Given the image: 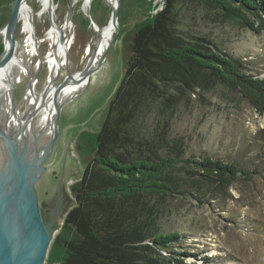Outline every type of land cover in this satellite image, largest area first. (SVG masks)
<instances>
[{
	"label": "trees",
	"instance_id": "obj_1",
	"mask_svg": "<svg viewBox=\"0 0 264 264\" xmlns=\"http://www.w3.org/2000/svg\"><path fill=\"white\" fill-rule=\"evenodd\" d=\"M231 21L260 35L264 0H166L136 26L97 146L72 186L77 206L55 241L65 250L60 264H187L173 253L182 233L163 223L182 201L210 203L202 198L215 184L261 171L192 154L191 137L178 133L180 115L233 92L264 115V76L244 70L207 30Z\"/></svg>",
	"mask_w": 264,
	"mask_h": 264
},
{
	"label": "rangeland",
	"instance_id": "obj_2",
	"mask_svg": "<svg viewBox=\"0 0 264 264\" xmlns=\"http://www.w3.org/2000/svg\"><path fill=\"white\" fill-rule=\"evenodd\" d=\"M13 1L0 0V10L3 13L2 18L0 17V29L8 22ZM85 1L53 0L56 22L61 26L67 24L63 37L68 46L64 63L54 80L55 84L67 75V70L77 73L83 69L95 51L98 26L105 25L112 18V5L107 0H90L86 8ZM165 1L120 0L117 22L119 30L117 27L99 56V61L92 66L93 75L88 85L62 109L61 131L50 158L52 165L49 170L54 168L57 160L68 163L66 169L64 168L67 176L76 174L77 177V170L85 169L92 148L97 146L98 134L106 118L108 104L114 99L112 97L123 80L130 38L139 23L152 22L153 15L164 7ZM28 2L36 12L32 29L37 40L29 53H22L27 33L23 28V20L20 19L14 56L22 55L25 63L23 66L13 65L10 70L13 83L20 77L16 93L19 98L27 87L29 77L26 73L29 63L31 75L36 72L39 62L42 63L39 90L46 84L49 73L50 81L58 71L52 73L47 61L52 49V41L46 37L51 28L48 12L40 16L37 14L41 8L40 0ZM69 11L71 12L68 22ZM197 18L199 22H203L201 16ZM207 30L212 31L211 35L217 36L216 41L221 44L222 49L238 59L244 70L264 76V32L257 35L242 28L236 21H231L227 26L213 25L212 29ZM0 37L2 50L3 34H0ZM113 38L115 42L107 54L106 61L101 65L99 63H102L103 54ZM27 55H32L30 61ZM66 55L68 66L65 65ZM16 69L24 73L19 76V70L15 71ZM38 93L42 95L41 92ZM67 96L71 95L64 97ZM211 99L214 104L206 106V112L197 109V106L192 115L186 113L179 116L178 133L191 137L188 142L189 152L199 157H220L239 163L250 171H261L249 182L239 179L224 185L215 184L210 188L211 194L202 198L210 203L201 205L197 201H182L181 207L163 223V230H178L182 233L183 237L173 248V253H178L177 257L184 259L187 264H264V115L258 114L235 92L231 98L225 100L217 97ZM43 107L45 109L41 112L42 127L47 125L46 108H51V105ZM36 120L37 118L35 122ZM71 122L74 125H69ZM48 138L49 135L43 137V144ZM259 139L262 145L258 142ZM54 172L52 169V173ZM74 184L70 185L71 189ZM204 189L206 188H202ZM56 238L45 264H60L63 261L65 250L62 245L55 244ZM163 255H167V252H163Z\"/></svg>",
	"mask_w": 264,
	"mask_h": 264
},
{
	"label": "water",
	"instance_id": "obj_3",
	"mask_svg": "<svg viewBox=\"0 0 264 264\" xmlns=\"http://www.w3.org/2000/svg\"><path fill=\"white\" fill-rule=\"evenodd\" d=\"M24 2L25 0L13 1L10 18L7 24L0 29V34L3 33L8 40L7 47L2 38L0 70L7 67L14 58L15 45L18 41L17 25ZM119 8L120 0L116 7L112 6L111 19L114 22H118ZM70 12L67 18L68 22L70 21ZM48 15L50 24L53 26L56 21L52 7L49 9ZM117 27L119 30V23ZM60 37L62 41L63 33ZM114 42L115 38L108 44L101 60L102 63L99 64L103 65L106 61L107 54ZM31 56L27 55L29 61ZM90 58L83 69L77 72L82 75L83 79L77 78L76 72L67 70V75L55 84L54 80L61 70L59 69L50 81L49 73L42 90H39L41 81L39 74L42 63L39 62L33 75L30 73L29 63L26 73L29 80L20 98L16 94L20 77H17L13 87H10V92L4 90L8 79L0 80V264H45L53 241L61 232L69 212L77 206V200L70 185L83 178L85 169L77 170V177H75L76 174L67 176L65 169L68 163H63V160L55 162L54 168H52L55 170L54 173L49 168L52 165L50 158L55 142L61 131L62 109L67 102L74 99L88 85L93 75ZM68 62V55H66V66H68ZM17 70L19 69L15 71ZM22 73L24 72L19 70L17 74L20 76ZM80 80H86V83L80 86L77 93L59 101L62 91L70 81L80 83ZM33 83L36 84V90L42 93L43 99L34 94L33 96L36 98L29 106L28 103L32 99ZM28 90L29 95L27 96ZM49 91L52 92L55 111L51 124L47 122L43 128L41 112L44 110L43 100L45 103L48 98L46 94ZM114 97L115 95L112 98ZM110 104L111 102L108 104V111ZM10 118L15 119L14 124L11 123ZM48 125H51V131L46 129ZM69 125L74 124L71 122ZM46 135H49V138L43 144L42 139ZM67 154L68 152L65 153L66 158Z\"/></svg>",
	"mask_w": 264,
	"mask_h": 264
},
{
	"label": "bare ground",
	"instance_id": "obj_4",
	"mask_svg": "<svg viewBox=\"0 0 264 264\" xmlns=\"http://www.w3.org/2000/svg\"><path fill=\"white\" fill-rule=\"evenodd\" d=\"M52 1L53 0H40L41 8L37 12V14L42 15L45 12H48L49 9L52 7V9L54 11V15H55V5H54V2L52 3ZM107 1L113 7H116L119 4V0H107ZM89 3H90V0H86L84 7L86 8L87 6H89ZM35 13L36 12L33 10L32 6L29 4L28 0H25L23 6L21 8V12H20V19L23 20V28H24L25 32L27 33L26 39L24 41L22 53L25 51L29 53L32 50L33 46L36 45L37 38L35 37V32L33 33V29H32V28H34L32 24H33V21L35 19ZM55 19H56V17H55ZM116 29H117V22L112 21V19L108 23H106L105 25H103L101 27L98 26L97 37L95 39V46L96 47H95V51L93 52V54L90 58V60L92 61L91 66L97 64V62L99 61V56L104 51L106 44L109 42L111 37L114 35ZM66 30H67V24L61 26L58 24V22H56L55 24H53V26L51 25V28L46 33V37L52 41V49L50 50V52L47 56V61L49 62L50 69H51L52 73L59 70L64 63L63 60H64L65 54L67 52L68 46H67V43L65 42L64 37H63V40L61 41L60 36L62 33H65ZM2 32H4V31L2 30ZM3 39L5 40V43L8 47V40L5 38L4 34H3ZM2 47H3V45H2ZM21 56L20 57L14 56V58L10 62V64L7 67L0 70V80L4 81L5 79H8L4 90L7 89V91L10 92V87H13L14 83H13L12 78L10 76V69L13 65H22L23 66V64L25 62ZM75 76L77 78L83 79L81 74L79 75L78 73H75ZM85 82H86V80H80V83L75 82V81H72V82L70 81V83L62 91L59 101H61L63 99V97L66 95H73L78 90V88L82 84H84ZM32 86H33V91H35L34 93L32 91V100H34L36 97L43 99L42 96L39 95V93L36 90V84L33 83ZM28 93H29V90H28ZM34 94H36V97L33 96ZM46 96L48 98H46L45 103L43 100V106L46 107L47 105L48 106L51 105V108H49V107L46 108L45 119H47L48 122L51 124V120L53 118V114L55 111L54 110V104L52 101V92L49 91L46 94ZM32 100L30 101L29 106L32 104ZM10 120H11V123L14 124L15 119L10 118ZM47 128L49 131H51V125H48V127H46V129Z\"/></svg>",
	"mask_w": 264,
	"mask_h": 264
},
{
	"label": "flooded vegetation",
	"instance_id": "obj_5",
	"mask_svg": "<svg viewBox=\"0 0 264 264\" xmlns=\"http://www.w3.org/2000/svg\"><path fill=\"white\" fill-rule=\"evenodd\" d=\"M11 11V10H10ZM11 13V12H10ZM2 10H0V17L2 18ZM9 18H10V15L8 16V20H9ZM2 34V33H1ZM0 52H2V50H0ZM11 70V69H10ZM5 90H7V89H5ZM27 94H28V92H27Z\"/></svg>",
	"mask_w": 264,
	"mask_h": 264
}]
</instances>
